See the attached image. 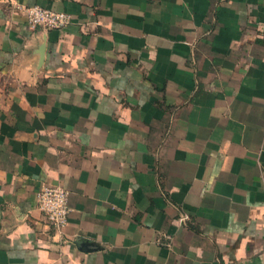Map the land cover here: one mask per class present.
I'll use <instances>...</instances> for the list:
<instances>
[{"label":"crops","instance_id":"obj_1","mask_svg":"<svg viewBox=\"0 0 264 264\" xmlns=\"http://www.w3.org/2000/svg\"><path fill=\"white\" fill-rule=\"evenodd\" d=\"M0 264H264V0H0Z\"/></svg>","mask_w":264,"mask_h":264},{"label":"built area","instance_id":"obj_2","mask_svg":"<svg viewBox=\"0 0 264 264\" xmlns=\"http://www.w3.org/2000/svg\"><path fill=\"white\" fill-rule=\"evenodd\" d=\"M24 16L32 27L60 29L72 22V15L40 5L24 7ZM36 206L56 231H60L68 221L69 192L59 184L45 183L37 191ZM185 219L183 215L181 217Z\"/></svg>","mask_w":264,"mask_h":264}]
</instances>
